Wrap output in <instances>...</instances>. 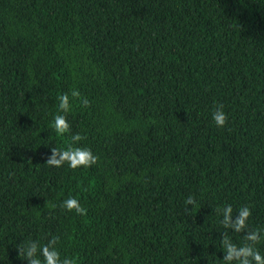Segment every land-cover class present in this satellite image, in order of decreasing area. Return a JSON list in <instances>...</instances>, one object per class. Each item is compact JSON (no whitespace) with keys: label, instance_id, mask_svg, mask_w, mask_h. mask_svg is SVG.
I'll return each instance as SVG.
<instances>
[{"label":"trees","instance_id":"trees-1","mask_svg":"<svg viewBox=\"0 0 264 264\" xmlns=\"http://www.w3.org/2000/svg\"><path fill=\"white\" fill-rule=\"evenodd\" d=\"M76 133L98 162L46 164ZM228 204L264 231V0H0V264L52 236L77 264H224Z\"/></svg>","mask_w":264,"mask_h":264},{"label":"clouds","instance_id":"clouds-1","mask_svg":"<svg viewBox=\"0 0 264 264\" xmlns=\"http://www.w3.org/2000/svg\"><path fill=\"white\" fill-rule=\"evenodd\" d=\"M58 114L54 117L52 127L58 136H65L71 132V125L66 115L59 113H69L72 109L73 101L79 103L81 107H90V101L81 96L79 90L73 89L69 93H63L57 97ZM212 119L215 125L223 128L227 125L228 116L223 110V105H217L213 112ZM84 139L79 133L69 137L66 148H52L51 156L46 164L53 167H62L65 163L72 169L90 168L98 162L99 157L94 155L90 148L75 146ZM186 205H196L194 197L185 200ZM53 206L54 205H50ZM69 212L75 211L78 215H87L85 209L74 197H69L61 205ZM222 217L220 223L224 229L241 234L244 240L242 245L234 243L228 233L222 234L221 245L224 252V264H264V254L257 249L256 245L264 239V231L260 228L250 229L249 218L252 211L247 206H242L234 215L232 205L228 204L215 209ZM238 213V215H237ZM58 236H52L46 244L41 245L36 240H29L17 247L19 258L27 260L28 264H77L75 257L61 258V253L57 248ZM42 257V259H41Z\"/></svg>","mask_w":264,"mask_h":264}]
</instances>
